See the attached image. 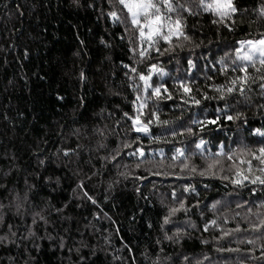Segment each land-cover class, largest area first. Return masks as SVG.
Returning <instances> with one entry per match:
<instances>
[{"label":"trees","instance_id":"16d2710c","mask_svg":"<svg viewBox=\"0 0 264 264\" xmlns=\"http://www.w3.org/2000/svg\"><path fill=\"white\" fill-rule=\"evenodd\" d=\"M172 2L188 39L149 46L116 0H0V264H264V184L230 182L264 148V90L200 128L178 87L212 100L244 75L235 51L264 38V0H233L223 23ZM200 139L227 152L194 154Z\"/></svg>","mask_w":264,"mask_h":264},{"label":"snow or ice","instance_id":"6c2138e0","mask_svg":"<svg viewBox=\"0 0 264 264\" xmlns=\"http://www.w3.org/2000/svg\"><path fill=\"white\" fill-rule=\"evenodd\" d=\"M116 2L121 5L123 9L127 10L131 24L139 32V39L142 44L147 42L149 46H153L157 42V38L163 39L166 43H170L173 37H183L185 40L188 39L183 32L182 18L177 16L173 19L172 16L165 14L177 11L172 0H116ZM199 3L204 11H210L219 18L217 21H213L214 23H223L237 12L233 0H210V2H208V0H199ZM180 7H183V5H180ZM184 10L189 11L187 8H184ZM109 15L114 21L120 20L116 11L110 12ZM260 15L264 17V7L260 9ZM140 55L144 57L145 52L141 51ZM236 60L241 62L239 71L243 72L244 75L232 80V86L227 88V92L229 94L232 93L237 89V85H239L238 91L243 95L246 90H250L249 82H256L257 79L252 77L248 72V66H251L257 72L264 73V38L242 41L241 47L236 50ZM257 63L260 65L258 68L256 67ZM132 71L135 72V69H132ZM151 71L158 72L160 70L156 65H153ZM161 75H163V73H161ZM81 78L83 79V74H81ZM139 79L143 81L145 89L151 87L149 84L151 80L150 75H140ZM258 79L261 81L259 87L264 90V74L259 76ZM181 87L184 88L185 93L191 91L186 85H181ZM160 91L161 89L159 87L153 88L152 95L159 98ZM217 91H222V89H217ZM137 99H139V97ZM195 103L199 104L200 101L196 100ZM145 107L146 104L141 103L137 108L138 115L136 117H129V119L132 120L136 132L147 134L148 129L146 124L141 123L139 119ZM153 115L155 114L153 113ZM228 119L231 120L234 119V117L229 116ZM210 123H215V121H210ZM258 134L264 135V133ZM202 144L203 141H201V144H197V148H200ZM259 152L260 157L254 158L260 159L261 164H264V148L259 149ZM67 154L68 153H65V155ZM140 155L143 156V152H140ZM260 171L264 172V168H261ZM237 175H239V173ZM251 182L264 184V178L257 176ZM237 183H239V181ZM181 207H183V205H181ZM176 211H178V209H172L173 214ZM167 223L168 219L166 218L165 224ZM259 227H264V221H261ZM259 227L254 226L253 230L259 231ZM236 230L239 231V229ZM229 251H231V249H229Z\"/></svg>","mask_w":264,"mask_h":264},{"label":"rangeland","instance_id":"374dc122","mask_svg":"<svg viewBox=\"0 0 264 264\" xmlns=\"http://www.w3.org/2000/svg\"><path fill=\"white\" fill-rule=\"evenodd\" d=\"M259 40V39H257ZM241 47V43L238 47V49ZM236 54V51H235ZM257 66H260L257 63ZM256 66V67H257ZM252 77L257 78L256 82H249V87L253 89V87H258V89H261L259 87V84L261 83V81L258 79L259 76L254 75L253 73H250ZM243 76V75H242ZM182 83L178 85V87L180 88V92L182 95H180V100L183 102V105L185 107H194L193 110L194 115L196 116L194 119V122L196 124H199L200 128H205L206 126H214L216 125L217 121L219 120V117H215L212 119L208 118V115L211 113H214L216 116H219L220 114H226L228 115V113L230 112V110H233V106H232V97L236 94H240L238 91V87L239 85H237V89L234 90L232 93H228L227 92V88L232 86L231 83H226L223 84L224 87H217L215 86L214 91L216 92L215 97L212 98V100H208L206 98V96H202V99H198L196 94L192 91L185 93L184 88L181 87ZM215 85V84H214ZM211 85V86H214ZM217 85V84H216ZM217 89H222V91H217ZM165 93L168 99H170V94H168L167 90L165 91V89L163 88V90L159 93V97L161 96L162 93ZM223 97V98H221ZM198 100L200 101L199 104L195 103V101ZM210 111H214V112H210ZM138 115L135 114L133 117H136ZM144 115V112L142 110V114H140L139 119L140 122L142 123V119L141 117ZM229 117V116H227ZM210 121H215V123H210ZM132 122V120H131ZM144 124V123H143ZM147 126V134L149 132V125ZM136 132V131H135ZM141 135H147L144 134L143 132H137ZM201 141H203V144L201 145L200 148H197V144H201ZM198 149V151H200L201 154L205 155H212L214 153H212V151L210 150V148L206 147L204 140L200 139L198 140L194 146H193V153L195 154L194 150ZM233 151V150H232ZM231 151V152H232ZM225 152H227V149L223 148L222 145L218 146V151L217 153H215L213 156H221L223 155ZM172 158L174 160H177L178 162H186L188 160V156L186 153V148L185 147H177L175 149V151L171 154ZM254 157H260V152L259 150L256 153H253L250 155V157L248 159H241V168L238 169L232 176L230 179V182L232 185H243V184H255L252 183L251 181L253 179H255L257 176H260L262 178H264V172H261L260 169L264 168V164H261L260 159H256ZM185 171H190L189 168H185ZM239 173V175H237ZM239 181V183H237ZM254 238L251 237V241L253 244L256 243V240H253Z\"/></svg>","mask_w":264,"mask_h":264}]
</instances>
